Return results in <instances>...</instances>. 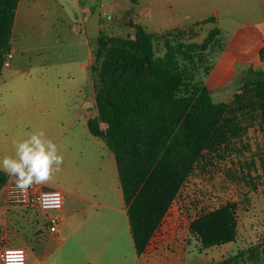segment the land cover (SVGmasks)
Returning a JSON list of instances; mask_svg holds the SVG:
<instances>
[{
  "label": "rangeland",
  "instance_id": "1",
  "mask_svg": "<svg viewBox=\"0 0 264 264\" xmlns=\"http://www.w3.org/2000/svg\"><path fill=\"white\" fill-rule=\"evenodd\" d=\"M86 6L90 9L87 18L83 12ZM185 15L189 18L183 19ZM210 17H215L216 22L206 24L202 32L199 27H192V31L202 34L191 40L187 36L185 42H201L210 29L215 26L220 29V35L206 51L194 53L196 80L208 87L214 102L233 104L244 78L250 76V67L239 61L231 64L230 70L221 72L220 67L227 62L222 57L223 51L237 28L245 30L247 22L264 21L261 0H20L10 39L12 58L10 66L3 69L0 82V120L32 112L34 103L42 98L38 96L39 89L43 88L45 94L59 95L73 89L71 98L77 99L79 104L72 105L71 110L79 118L77 127L81 131L86 117L92 115L87 112L88 107L81 104L94 102L90 67L98 68L94 53L99 37L130 35L134 38L135 24L147 32L161 33L175 27L178 18L181 29L187 30L193 25L191 22ZM248 28L254 29L253 26ZM238 44L235 40L230 50L236 53ZM154 45L157 54L162 55L165 45L156 41ZM255 69L263 70L257 66ZM239 120L242 127L239 136L232 138L227 148L207 155L197 164L177 195L178 201L171 212L180 211V220L172 226L174 231L169 240L185 243L180 264H221L246 249L262 258L263 262L258 264H264V133L258 112H246ZM82 138H89L86 131ZM70 189L68 192H73ZM230 202L237 205L235 241L202 248L195 236L189 234L187 225L201 213ZM64 205L66 213L73 214L77 223L78 219L83 220V209L87 206L84 200L67 194ZM39 217L31 211L20 223L26 228H37ZM98 220L90 219L68 242L76 254L85 257H81L84 262L78 258L77 264H89L86 259L93 261L95 244H116V240L109 238L112 232L101 233ZM45 231V243L57 244ZM125 248L122 244L121 249ZM123 254L113 253L109 264H132V257L128 259V253L126 258Z\"/></svg>",
  "mask_w": 264,
  "mask_h": 264
},
{
  "label": "trees",
  "instance_id": "2",
  "mask_svg": "<svg viewBox=\"0 0 264 264\" xmlns=\"http://www.w3.org/2000/svg\"><path fill=\"white\" fill-rule=\"evenodd\" d=\"M18 3L0 0V82ZM215 22L210 17L188 31L161 33L135 24L134 38L98 39L94 53L98 68L90 67L97 117L89 119L87 127L114 155L137 255L145 252L155 234L170 231L180 220V211H171L181 187L207 155L217 154L239 136L240 115L258 112L264 133V70L249 68L250 76L244 78L233 104L214 102L208 87L196 80L194 53L206 51L220 29H210L201 42L185 40L199 37L206 24ZM155 41L165 45L162 55L157 54ZM259 59L264 62V47ZM10 180L15 181L0 170V206L3 187ZM237 225V205L230 202L192 219L188 231L202 248H210L234 242ZM262 262L246 249L221 264Z\"/></svg>",
  "mask_w": 264,
  "mask_h": 264
},
{
  "label": "crops",
  "instance_id": "3",
  "mask_svg": "<svg viewBox=\"0 0 264 264\" xmlns=\"http://www.w3.org/2000/svg\"><path fill=\"white\" fill-rule=\"evenodd\" d=\"M261 3L264 4V0H261ZM83 12L87 18L90 14L89 7H83ZM188 18V15L183 17V19ZM202 20L205 19H199L191 24ZM179 21L178 18L175 22L176 26L171 29L181 28ZM246 26L245 30L237 28L232 39L225 44L222 57L227 62L220 67L221 72L230 70L231 66L239 61L254 70L256 66L264 70V62L259 59V51L264 47V21L252 24L247 22ZM248 26H253L254 29L251 30ZM235 40L240 46L235 45L236 53L230 50ZM248 60L252 61L248 62ZM42 89H39L38 95L42 98L34 103L32 112L18 113L7 121L0 120V159L6 155H15L13 147L15 141L27 138L30 132L43 130L46 137L58 146L59 153L63 156V165L59 172L53 174L54 180L40 186L60 190L64 198L67 194L80 197L87 203L83 209L85 216L82 221L78 219L80 222L77 223V218L73 214L66 213L65 205H63V208L56 212L60 223L57 233L51 234L52 239L57 241V244L52 245L45 243L43 213L35 210H7L1 203L0 226L6 230V243L10 246L26 248V264H77L78 258L84 262L81 257L84 259L85 257L76 254V251L68 246V242L83 225H88L89 220L94 217L99 219L97 224L103 230L101 233L112 232L109 238L116 240V244L110 246H105L103 243L95 244L92 249L93 261L86 259L90 262L89 264H109L114 257L113 253L116 255L118 251L124 253L125 258L127 252L128 259L132 257V264H180L186 248L182 240H169L170 233L174 230L161 231L151 239L144 253L141 255L135 253L114 155L106 146L103 138L93 136L87 127L88 120L97 117L95 99L92 104L88 102L81 104V106L88 107L87 112L92 115L86 117V125L79 131L77 127L79 118L75 117L71 110L72 105L79 104L77 99L71 98L74 90L63 91L59 95L55 92L45 94ZM105 126L103 123L100 124L101 129ZM85 131L89 135L86 140L82 138ZM95 139H99V142ZM0 170L3 171L2 168ZM70 188L73 192H68ZM101 208L102 212L99 211ZM31 211L40 215L37 228H26L20 223L28 217ZM119 243L125 244V250L121 249V245L118 247Z\"/></svg>",
  "mask_w": 264,
  "mask_h": 264
},
{
  "label": "clouds",
  "instance_id": "4",
  "mask_svg": "<svg viewBox=\"0 0 264 264\" xmlns=\"http://www.w3.org/2000/svg\"><path fill=\"white\" fill-rule=\"evenodd\" d=\"M13 147L15 155L0 159V168L14 178L21 192L49 182L53 174L61 170L63 156L43 130L30 132L27 138L15 141Z\"/></svg>",
  "mask_w": 264,
  "mask_h": 264
},
{
  "label": "built area",
  "instance_id": "5",
  "mask_svg": "<svg viewBox=\"0 0 264 264\" xmlns=\"http://www.w3.org/2000/svg\"><path fill=\"white\" fill-rule=\"evenodd\" d=\"M11 50L6 54L3 67L10 66ZM2 203L8 209L35 210L44 214V226L50 234H55L59 228V217L55 212L64 205V194L57 189L43 188L33 185L26 192H21L15 186V181H8L2 190ZM27 250L6 243V230L0 226V264H26Z\"/></svg>",
  "mask_w": 264,
  "mask_h": 264
}]
</instances>
